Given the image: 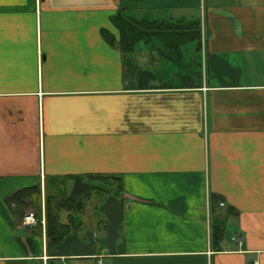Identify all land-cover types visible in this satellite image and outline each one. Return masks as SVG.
Instances as JSON below:
<instances>
[{"label":"crops","instance_id":"1","mask_svg":"<svg viewBox=\"0 0 264 264\" xmlns=\"http://www.w3.org/2000/svg\"><path fill=\"white\" fill-rule=\"evenodd\" d=\"M233 2L0 0V264H264V2ZM116 9L198 22L201 45L163 52L149 38L124 56L101 35L117 41ZM172 52L175 65L158 58ZM141 73L151 77L139 85ZM87 175L119 186L98 214L73 215L49 257L43 223L22 226L4 200ZM210 194L233 211L220 251Z\"/></svg>","mask_w":264,"mask_h":264},{"label":"trees","instance_id":"2","mask_svg":"<svg viewBox=\"0 0 264 264\" xmlns=\"http://www.w3.org/2000/svg\"><path fill=\"white\" fill-rule=\"evenodd\" d=\"M114 16V30L117 33V41L112 38L113 35L110 33H107L105 31H101L102 37H105L106 40L114 45L117 46L120 53H123V50L126 52H130L132 47L136 45L143 37H145L142 32L144 29L142 27L143 24L147 26L149 29H157V24L149 23V21L146 20H140L139 22L134 21L133 19L127 18L126 15H124L122 9H117ZM143 21V23L141 22ZM168 24V23H167ZM165 24V25H167ZM163 27L164 24H161ZM193 30L191 32H187L183 34L182 36L177 35L175 32L167 34L168 37H171V39H175L178 44L181 45L183 43L188 42H196L198 41V22H192L191 23ZM171 29V28H170ZM173 29V28H172ZM175 29V28H174ZM169 30V28L167 29ZM162 32H149L147 34L149 37L152 36H160ZM115 38V37H114ZM177 45V46H179ZM139 85H142V82H146V79L148 77H151L148 74H138ZM82 178L86 179H98L102 180L104 183L119 186L118 184V178H113L112 176H98V175H87L84 177H68L64 179H70L73 182L72 189L70 191V194L65 199L60 198L57 201H55V204L51 208V199L50 196L44 197V203L45 207L43 206V228H44V234H45V251L47 256L49 257H57L60 255V247L62 244V241L65 237L71 234L73 229L75 228L74 222H72L73 215H81L82 212V206L85 205V201L89 198H92L90 196L91 192H96L97 194L103 195V198L107 194V191L105 189L99 188V187H93L89 186L87 184H84L81 182ZM59 195L63 196L62 193L57 189L55 190ZM40 190L38 186H32L28 188H23L14 191L10 195H8L5 198V203L10 205H13L14 212L18 215L19 218H21L26 212L24 210L31 206L30 202L33 200L32 196H35V208L36 212L32 213L33 217L36 221L35 226L31 229H39L41 227V214H40ZM82 199V200H81ZM102 199V198H101ZM82 201V204L79 202ZM220 203V197L215 194H210V212H211V219H210V240H211V246L215 251H220L219 243L221 242L226 228V218L230 215H233L232 210H228L225 212L224 215H222L218 210V205ZM62 213L67 214L66 222L61 223L60 215ZM74 224V225H73Z\"/></svg>","mask_w":264,"mask_h":264},{"label":"rangeland","instance_id":"3","mask_svg":"<svg viewBox=\"0 0 264 264\" xmlns=\"http://www.w3.org/2000/svg\"><path fill=\"white\" fill-rule=\"evenodd\" d=\"M214 3V5H216V6H218L217 4H219V5H225V6H232L233 4H234V2H233V0H212ZM249 2H252V3H255V2H264V0H248ZM208 3V2H207ZM117 10V9H116ZM116 10L114 11V15H115V13H116ZM128 13H127V15L128 16H130V17H128L127 16V18H129V19H133L134 21H137V22H139L140 20H142V19H139V18H137L136 16H138V15H136L137 14V12H138V10H136V9H132V10H128L127 11ZM194 12H195V10H194ZM182 14V15H181ZM181 14H177L179 17H182L183 16V12H181ZM176 15V16H177ZM202 15V13H201V10L199 11V18H200V20H201V16ZM164 17H167V15H163ZM175 17V16H174ZM113 20H114V16H110L109 18H108V21H109V24L111 25V27H113V29L115 28L114 27V23H113ZM142 23H143V21H141ZM149 23H154V24H157V29H152V30H148L149 28L147 27V26H145V24H143L142 25V27L144 28L143 30H142V32H144L143 34H146V35H144L145 37H143L136 45H134L133 47H132V49L130 50V52H126V51H124L123 50V53H120V54H123L124 56H126L127 54H135V53H138V49H139V43L140 42H144L145 40L144 39H149V38H151V39H155L159 44H158V47H159V49H161L163 52H167L166 51V49L167 48H169V47H173L174 49H176L177 51H178V53H179V49H180V47L181 46H185V44H187V43H183V44H181V45H179L177 42L176 43H174L173 45H171V42L173 43V41L175 40V39H171V37H168L167 36V34H169V33H172V32H175L177 35H179V36H182L183 34H185V33H187V32H191L192 30H193V28H192V25H191V23L190 24H182L181 22H174V23H170V24H167V22H162V21H156V22H149ZM161 24H164V26L163 27H161L162 25ZM165 24H167V25H165ZM199 26V25H198ZM169 28V30H167ZM171 28V29H170ZM173 28V29H172ZM175 28V29H174ZM201 28L202 27H198V38H199V40L197 41L196 40V42H193V43H195V47L197 46V44L199 45H201V36H202V30H201ZM203 29V28H202ZM204 30V29H203ZM157 32V31H159V32H162V34L160 35V36H152V37H149L147 34H149V32ZM117 34V33H116ZM118 40V39H117ZM177 41H179V40H177ZM150 42V41H149ZM164 42H168L169 44H170V46H164L163 45V43ZM149 45H150V43H149ZM148 44H147V46H148V48L150 49V48H152V47H154V45H150L149 46ZM177 45H179V46H177ZM190 46V45H189ZM119 50V49H118ZM176 51V52H177ZM175 52H172V54H170V53H165V54H163V55H161V57L160 56H158V58H160V60L161 61H163V62H166V63H171V64H176V62H177V60H178V58L176 57V55L174 54ZM129 67L130 68H134V65H133V63H132V60L130 61V64H129ZM189 79H191V78H189V77H182V78H180V79H178L177 80V84L175 85V86H177V88H181L182 86L183 87H185L187 84V82L189 81ZM190 82V81H189ZM189 82H188V84H189ZM174 86V87H175ZM176 88V87H175ZM262 95H264V94H262ZM264 102V101H263ZM260 104H259V106H260V109H262V103L261 102H259ZM101 180V179H100ZM43 185H44V187H43V189H42V192H41V189H40V198H42L43 199V204H41V201H40V208L42 209V207L44 206L45 207V203H44V197L45 196H50V199H51V202H50V204H51V208L53 207V205L55 204V201H57L58 199H60V198H63V199H65L66 197H68L69 196V194H70V191H71V189H72V182L71 181H64V182H59V183H56L55 185H52V183H50V184H47L46 182H44L43 183ZM94 185H96V186H94ZM90 186H93V187H99V188H102V189H105L106 191H108L109 192V195H110V193H112L111 192V189H114V190H116V188H113L112 186H110V184H107V183H104L103 181H97V183H93V185H90ZM111 187V188H110ZM59 190L60 191V193H62V195L63 196H58L59 194L55 191V190ZM90 196L92 197V198H90L89 200H87V206H82V217H84V216H86L87 218H89V217H91V209H93L94 208V210H95V212L98 214L99 212H97L98 211V208H99V202L100 201H102L103 200V195H100V194H97L96 192H91L90 193ZM33 197V200L30 202V204H31V206H28L25 210H24V212H31V213H34V212H36V208H35V206H36V204H35V196H32ZM102 198V199H101ZM82 200V199H81ZM81 204H82V201H79ZM85 204H86V201H85ZM86 207V208H85ZM85 224H87V223H85ZM89 224L90 225H92L93 224V222L92 221H90L89 222ZM88 226V225H87ZM86 226V227H87ZM86 229V228H85ZM225 230H227V231H229L230 232V227L229 226H227L226 228H225ZM234 238V237H233ZM55 264H57V263H55Z\"/></svg>","mask_w":264,"mask_h":264},{"label":"built area","instance_id":"4","mask_svg":"<svg viewBox=\"0 0 264 264\" xmlns=\"http://www.w3.org/2000/svg\"><path fill=\"white\" fill-rule=\"evenodd\" d=\"M40 223L42 224L43 221L41 219ZM36 224V221L33 217V214L31 212L29 213H26L23 217H22V220H21V225L24 226V227H27L28 229H32ZM237 245L239 244L240 242V239L239 238H233L232 239ZM47 258H44L43 257V264H45V260Z\"/></svg>","mask_w":264,"mask_h":264}]
</instances>
